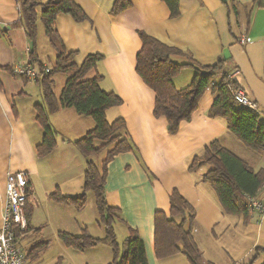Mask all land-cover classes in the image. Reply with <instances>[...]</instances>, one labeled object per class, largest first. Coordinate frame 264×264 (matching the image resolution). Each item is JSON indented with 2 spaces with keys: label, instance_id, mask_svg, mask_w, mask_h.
I'll return each instance as SVG.
<instances>
[{
  "label": "crops",
  "instance_id": "crops-1",
  "mask_svg": "<svg viewBox=\"0 0 264 264\" xmlns=\"http://www.w3.org/2000/svg\"><path fill=\"white\" fill-rule=\"evenodd\" d=\"M22 1L0 0V229L7 176L26 171L30 180L28 227L41 230L34 235L41 237L50 229L57 237L59 232L79 236L87 230L92 237L103 239L106 234L99 223L94 196H88L83 211L55 203L49 197L56 190L68 197L82 192L88 159L75 142L92 130L95 122L71 108L49 115L50 126L57 133V146L50 155L37 156L36 147L44 135L36 120L37 106H45L42 87L37 80L18 76L13 70L32 63L48 65L39 54L38 62L31 58L33 44L18 25ZM128 1L125 10L114 14L116 0H74L88 19L78 23L70 15L60 14L55 22L65 49L75 53L77 65L89 55L103 56L86 78L101 77V89L122 99V105L107 111V119L113 122L123 118L136 147V151L114 157L107 167L105 196L108 206L115 210L117 237L120 232L124 242L129 228L135 230L144 242L148 264H190L184 254L161 260L155 254V213H170V194L177 190L195 210L193 235L205 264H263L264 253L259 255L257 249L264 250V218L251 212L248 218L227 215L213 188L204 183V173L196 178V172L189 171L193 159L203 154L207 144L218 141L231 152L228 146H236L226 122L209 117L212 92L204 94L192 120L183 122L178 134L172 136L166 119L154 116L156 94L137 74L136 58L142 48L139 32H144L184 52L174 58L179 64L193 61L212 66L225 60V69L257 104L258 115L264 120V0H179L180 15L175 19L163 0ZM242 38L247 41L243 43ZM191 70L186 67L174 78L176 87L185 88L191 83ZM252 224L256 231L248 252L232 261L225 259L223 255L231 254L236 243L228 239L224 246V239L231 235L234 238L238 225ZM47 241L49 248L32 264H75L74 249L59 239L64 248L58 244L57 250L50 252L52 243ZM86 252L91 258L96 254L92 259L99 264H110L113 259L106 243Z\"/></svg>",
  "mask_w": 264,
  "mask_h": 264
},
{
  "label": "trees",
  "instance_id": "trees-1",
  "mask_svg": "<svg viewBox=\"0 0 264 264\" xmlns=\"http://www.w3.org/2000/svg\"><path fill=\"white\" fill-rule=\"evenodd\" d=\"M163 1L170 10L171 18L179 17V0ZM129 5L128 0H116L113 13L118 14ZM20 7L21 19L18 25L26 31L33 44V62H38L39 21L42 22L45 35L57 52L55 65L50 73L37 80L42 87L45 102V106L38 105L36 108V120L44 131L43 141L36 147L37 156L44 158L57 146V133L50 126L49 115L71 108L95 122V127L75 142L79 152L88 159L82 192L68 197L56 190L49 197L55 203L83 211L88 203V194L92 193L99 223L103 226L106 236L103 239L94 238L84 230L79 236L59 232L58 238L66 247L79 252L106 243L113 251L110 264H148L144 242L135 230L129 228L125 241L122 244L118 242L115 229L117 217L115 210L108 206L105 196L108 164L121 153L136 151L128 136L124 119L118 118L113 122L107 119V111L122 105V99L116 93L101 89V77L86 78L103 60V56L89 55L82 65H77L75 53L67 52L55 27L60 14L70 15L78 23L86 21L88 17L74 0H48L46 3L41 0H23ZM1 33L3 32H0V35ZM139 36L142 48L136 58V72L156 94L154 116L166 119L170 135H177L181 124L192 120L200 100L210 90L214 102L208 112L209 117L224 120L228 130L246 147L258 152L264 151V120L260 115L235 102L232 89L238 90L240 87L232 73L225 69V60H219L212 66H201L193 61L179 64L174 58L185 55L184 52L168 47L144 32H139ZM40 66L44 68L43 64ZM186 67L194 70V77L187 87L180 89L176 87L174 78ZM57 74L69 75L59 97L54 91L53 78ZM2 88L0 80V89ZM104 152L105 158L100 165H96L93 159ZM206 165L210 169L203 174V181L213 188L224 212L227 215L248 218L247 198L258 196L264 185V168L255 171L218 141L205 146L203 154L193 159L189 171L194 173ZM154 222L157 259L184 254L190 264H205L203 253L193 235L195 210L177 190L170 194V213L156 212ZM40 232V229L28 227L24 238L31 233ZM49 246L47 241L32 247L28 250V259L36 261ZM257 252L260 255L264 250L261 252L258 248Z\"/></svg>",
  "mask_w": 264,
  "mask_h": 264
},
{
  "label": "built area",
  "instance_id": "built-area-1",
  "mask_svg": "<svg viewBox=\"0 0 264 264\" xmlns=\"http://www.w3.org/2000/svg\"><path fill=\"white\" fill-rule=\"evenodd\" d=\"M243 43L247 41L242 38ZM51 68L37 64L16 67L14 74L30 80H41ZM235 102L258 114V107L242 89H232ZM29 174L26 171L9 173L6 181V203L3 210V225L0 229V264H32L28 250L21 247V240L28 230L26 207L29 200ZM248 211L264 218V185L257 197L247 198Z\"/></svg>",
  "mask_w": 264,
  "mask_h": 264
},
{
  "label": "rangeland",
  "instance_id": "rangeland-1",
  "mask_svg": "<svg viewBox=\"0 0 264 264\" xmlns=\"http://www.w3.org/2000/svg\"><path fill=\"white\" fill-rule=\"evenodd\" d=\"M42 8L39 9V13H41ZM39 25V43H38V54L41 58V60L48 65L49 68H53L55 65L56 61V56L57 52L56 50L52 47L50 43V39L45 35V29L41 21L38 22ZM192 74L194 75V71L191 70ZM190 74V73H189ZM69 75L66 74H57L54 76V91L56 95L59 97L62 89L66 83V79H68ZM184 77V76H183ZM181 77V79H183ZM186 79V77H185ZM183 82V81H182ZM35 84L34 82H32ZM181 85V83H179ZM178 87V86H177ZM263 118V117H262ZM236 146H233L232 144L228 147L232 149V152L236 153L239 157H241L245 162H247L251 167L255 170L258 171L262 168H264V151H254L245 145H243L236 136L231 135ZM105 154H102L99 157L94 158L96 165H100L101 161L105 157ZM210 169L209 166H204L195 173V177L197 178L200 176L202 173H206ZM90 198H93V194L90 193L88 194ZM233 218V217H231ZM235 220H239L240 217H234ZM242 218V217H241ZM238 233L233 236H227L223 244L224 246L227 245V241L229 239L230 242L234 241L236 243L234 250L232 251L231 254L223 255L225 259L232 261L234 259H238L242 257L244 254L248 252L249 247L253 243V238L255 236V231H256V226L252 224L249 227H243L242 225H238ZM232 234V233H231ZM239 234L243 235L244 237H240ZM47 240H50L52 243V249H50V252H54L58 248V244L64 248V246L58 241V237L55 232H52L50 229H46L44 231V235L39 237L34 234H29L27 235L24 239L21 240V247L27 251L31 249L32 247L38 245L41 242H44ZM118 242L120 244L123 243L121 233L119 232L118 235ZM231 249V248H230ZM73 252L74 256L72 258L73 262L75 264H99L97 260H94L92 258L96 257V254L92 255V258L89 256V252H79L75 250H71ZM50 254V253H48Z\"/></svg>",
  "mask_w": 264,
  "mask_h": 264
}]
</instances>
